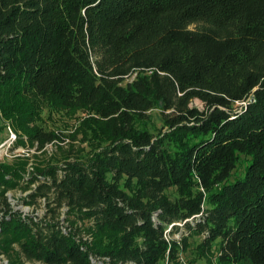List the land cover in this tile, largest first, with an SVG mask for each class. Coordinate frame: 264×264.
<instances>
[{
  "label": "trees",
  "instance_id": "trees-1",
  "mask_svg": "<svg viewBox=\"0 0 264 264\" xmlns=\"http://www.w3.org/2000/svg\"><path fill=\"white\" fill-rule=\"evenodd\" d=\"M0 114V264H264V0H0Z\"/></svg>",
  "mask_w": 264,
  "mask_h": 264
},
{
  "label": "rangeland",
  "instance_id": "rangeland-1",
  "mask_svg": "<svg viewBox=\"0 0 264 264\" xmlns=\"http://www.w3.org/2000/svg\"><path fill=\"white\" fill-rule=\"evenodd\" d=\"M192 28H195L196 25H191ZM195 103L199 105L200 107H203V103L200 100H196ZM52 117H49V111L46 110L44 114V125L48 129H56L60 132H64V138H65V132H70V127L75 125L77 123L76 119H68L67 116L61 114V113H51ZM150 129H159L162 127V120H161V110L160 109H153L150 111L149 116V125ZM156 131V130H155ZM16 134L18 139V134L10 124L4 121L0 114V146L3 143H6L7 140L12 136V134ZM65 147V141L59 140L56 143H51L46 145L45 150L48 154H54L59 149V146ZM67 145V144H66ZM19 147H22L26 149V153H29V156L24 155L25 157H31L28 165V171H31L34 168V163L37 161L36 156L42 155L43 151H39L36 147H29L20 145ZM1 159L0 163L3 162H12L17 157H9V155L6 154V150L0 152ZM36 155V156H35ZM239 161L236 169L233 171L232 179H235L237 177L244 176L246 168L248 167L250 156L246 154H241L239 156ZM29 193V191H22L21 189H16L8 192L9 200L15 207V209L21 210L22 212L26 214H36L39 216H42L45 213L44 205L41 204H34V205H27L23 202V198ZM185 232V231H183ZM181 233L175 234L174 237L180 238ZM202 241L201 236H191L189 239L190 246L187 250H183L180 253L181 261L183 264H192V260H194L195 257V251L198 246V244ZM215 262V261H214ZM196 264H208L207 260L205 258L199 259Z\"/></svg>",
  "mask_w": 264,
  "mask_h": 264
},
{
  "label": "built area",
  "instance_id": "built-area-1",
  "mask_svg": "<svg viewBox=\"0 0 264 264\" xmlns=\"http://www.w3.org/2000/svg\"><path fill=\"white\" fill-rule=\"evenodd\" d=\"M16 138L17 135L13 133L6 143H3L0 146V152L2 153V151L6 150V154L9 155V157H19L24 155L29 156V153H26V149L19 146H15V143L17 141ZM1 158L2 157L0 155V159ZM5 263H7V261H5Z\"/></svg>",
  "mask_w": 264,
  "mask_h": 264
}]
</instances>
